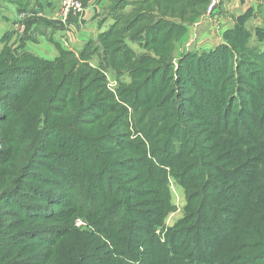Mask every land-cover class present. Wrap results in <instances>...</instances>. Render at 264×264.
<instances>
[{"label":"trees","instance_id":"trees-1","mask_svg":"<svg viewBox=\"0 0 264 264\" xmlns=\"http://www.w3.org/2000/svg\"><path fill=\"white\" fill-rule=\"evenodd\" d=\"M111 2L100 21L113 22L93 42L103 40L102 56L119 76L116 98L82 51L93 38L78 51L54 42V59L17 55L20 46L1 39L0 172L12 159L6 143L16 157L0 187V264H264V50L236 21L215 48L171 61L186 21L171 19L176 4L193 19L206 0ZM125 40L154 52L136 54ZM95 74L101 99L90 93ZM50 84V94L21 111L34 87ZM75 93L78 120L39 128L27 153L17 150L20 136L2 139L17 115L54 111L58 101L69 107ZM120 113L114 131L110 121L94 132L86 126ZM168 176L185 204L161 240L155 229L173 208ZM76 217L89 227H73Z\"/></svg>","mask_w":264,"mask_h":264},{"label":"rangeland","instance_id":"rangeland-1","mask_svg":"<svg viewBox=\"0 0 264 264\" xmlns=\"http://www.w3.org/2000/svg\"><path fill=\"white\" fill-rule=\"evenodd\" d=\"M19 1V0H18ZM21 1V0H20ZM101 2V6L96 5V6H91L92 8H94V15H96L97 17H99L100 19L103 18V16L108 12L107 8L108 6H111L112 2L111 0H98ZM59 2V6L61 3V0H57V3ZM93 1L92 0H82V4H83V11L79 12V13H71L65 20L61 21L64 24H66L68 21H66L68 18H70L73 15H77V14H81L83 13L88 4H91ZM211 2L212 0H206V2L201 3L196 5V8H202V12L195 16L193 19H189L190 17H193L191 11L188 9V11H183L181 10V6L180 4H176L175 6V16L173 18H171L172 20H179V21H185L184 26L181 28V30L179 31V33H177V35L175 36V38L172 39V53H170L169 56H167L166 59H170L171 61H175L179 56H181L183 53L185 52H193V53H200L201 51L204 50H210L215 48L217 45L223 43L224 39V34H225V29H222V27H217L214 26L215 29V33H214V39L213 40H209L205 37V32H204V26H198V21H195L196 19H198L200 16L205 15V14H209L211 15V13L215 10V8L217 7L216 5L211 6ZM57 6V4H56ZM59 6H58V10L56 12V17L59 19L60 18V14H59ZM134 5H127L125 7V13H127L128 11H130L133 8ZM186 7H189L186 6ZM91 9V8H90ZM182 9H186V8H182ZM32 12V9H19L18 12L16 13L15 16V20L12 23V28L10 31H8V33H4L2 36H0V50L2 49L5 41H1L2 37H7L8 38V45H11L12 47L14 46H20L18 47L17 50V55H20L22 52H28V53H32L35 54L37 56H39L36 52H34L33 50H30L27 45H25V42L27 39L25 40H20V37L23 36L21 35V30L20 27H16L17 25L20 26L19 24V19H20V14L26 13V17L23 19V21L21 22L22 25L24 23V21L26 20L27 16L29 13ZM2 13H6V11L0 12ZM249 15H247L246 17L244 16H237L236 21H240L243 28L248 30L249 34L251 35L249 37V44L253 47H256L259 50H264V29L263 28H255V29H248L246 24H248V21H246ZM98 21V31L95 33V35L92 37L93 39L89 41V43L83 47V52L86 55V57H88V60L90 59V64L92 65V67H94L95 69L97 68V70L99 71V74H101V76L105 77V81H106V86L105 89L114 97L116 98L118 96V90H120V86H119V76L116 75L115 71V67L114 66H110V58L105 57L104 55L102 56V50H101V44L103 47V40L99 39V42H93V40L96 38V36L99 34V32L106 30L108 28V26L113 22L111 18H107L105 20H103L102 22ZM62 20V19H61ZM110 20V21H109ZM109 21V22H108ZM106 22L107 25H105L104 29H101L102 24L104 25ZM124 21H120L118 24V28H116V31L119 32V30L121 29V27L123 26ZM68 26H63V29L65 30V32L68 35L71 34H75L76 35V39L77 36L79 35L78 33V27L73 25L72 26L67 23ZM220 26L222 24H219ZM252 25V24H251ZM249 25V27L251 26ZM230 29V28H228ZM100 30V31H99ZM176 30V29H175ZM174 30V32H175ZM227 30V29H226ZM170 32L168 31V34ZM123 34H120V36H122ZM128 35V34H125ZM254 35V37H253ZM258 35L259 37H261L260 39H258ZM219 37L220 41L218 43H216V39L215 37ZM119 36H112L110 38H106V42H108V44L110 43L109 41H112L114 39H117ZM241 35L238 34L237 38H240ZM97 39V38H96ZM239 40V39H238ZM95 41V40H94ZM126 41V40H125ZM21 43V45H17L19 43ZM127 42V41H126ZM235 42V50L239 53L238 55L242 58L248 59V56H246L243 47L242 42L239 40V42L237 40L234 39ZM128 43V42H127ZM130 43V44H129ZM128 45L129 47H131L133 50L136 51V54H143V53H153L154 51L148 49H143L141 48L139 45H137V43L134 42H129ZM216 43V44H215ZM209 44V45H208ZM111 47H116L114 44H111ZM119 45V44H118ZM83 46V45H82ZM205 47L208 46L207 48L203 49L201 47ZM80 49V48H79ZM79 49L75 50L78 51ZM95 50V51H94ZM59 55V51L56 49V53L55 56L53 58L47 57L49 59H54ZM60 56V55H59ZM22 57V55H21ZM43 57V56H40ZM104 57V58H102ZM23 58V57H22ZM46 58V57H43ZM158 60H161V58H157ZM81 61H84L82 59H80ZM251 60V59H250ZM98 63H101V67H96V65ZM149 67H153L156 65L153 64H149ZM114 67V68H113ZM122 71V70H120ZM240 72L242 73H246L245 71H243L242 69L240 70ZM96 75V74H95ZM122 79V77H121ZM123 81L125 82H129V77L124 76ZM101 80H100V76L96 75L94 76L91 81H90V86L92 88V91L90 92L91 94L94 95V97H96V99H101L102 97H104V93H101ZM52 92V86L50 84L49 85H45V86H36L34 87L23 99V103L25 105L22 104V110L23 112H28L30 110V108H32L34 106V104L36 103H40V101L44 98L45 95L50 94ZM101 96V97H99ZM60 97H63V92L61 93ZM68 98V96L65 97L64 100H66ZM39 101V102H38ZM54 107V111H50V107H48V109L46 111L40 112L38 114L35 115H31V116H16L15 119L13 121H11V123L8 125L7 129H5L3 131L2 134V139L4 140L5 137H11L13 134L18 135L21 137L22 140V144L20 146H18L17 150H25V152L27 153L29 151V145H32V149L34 147H36L37 143L36 140L37 138L34 137L36 132L38 131L39 128L44 127L49 125L51 122H54L55 125H67L69 123H74L76 122V120H78L79 115L76 114L78 112L79 107L81 108L83 105L79 103V96L77 93H75V101L69 106H63V103L61 104L60 101L55 102L52 104ZM78 106V108L76 107ZM76 107V108H75ZM121 113L114 116L111 119H100V120H96V121H92L91 124H87L86 126H93V132L95 130H98L100 128L99 125H96L98 123H103L104 122V126L107 124V122L110 121L109 125H112L113 128L111 129V131H114V127H115V120L119 119ZM96 125V126H94ZM91 128V127H90ZM6 143V142H5ZM12 146V152H11V156L12 159L14 157H16V152L14 149V146L12 143H6V149H9V147ZM109 157L111 159L116 158L117 157V153H113L111 151H109ZM12 159L10 160L9 163H11ZM8 163V164H9ZM8 164L4 167V171L0 172V187L1 186H6L7 183V176L8 173H10V171L12 170V167H8ZM19 175V171L18 173L15 175L14 179ZM38 175H36L37 177ZM33 177V178H36ZM168 180H169V188H170V192H171V203L173 205V208L170 209L167 214L164 217V220L162 222V224L160 226H158L155 229V233L158 235L159 239L163 240V235L164 233L167 231V228L172 226L179 218H181L182 214H183V206L185 204V194L184 191L182 190L181 187H179L172 179L171 176H168ZM73 227H75L76 229H83V228H88L89 225L87 224L86 220L83 219V217H76L74 219L73 222ZM72 242L69 240L65 243V247L69 248L71 246Z\"/></svg>","mask_w":264,"mask_h":264},{"label":"crops","instance_id":"crops-1","mask_svg":"<svg viewBox=\"0 0 264 264\" xmlns=\"http://www.w3.org/2000/svg\"><path fill=\"white\" fill-rule=\"evenodd\" d=\"M92 1L83 13L73 15L66 20L71 26L73 24L78 27L79 35L76 39L75 34L69 35L68 38L63 29V26H68L67 23L64 24L61 22L63 20L56 17L59 6L57 0H0V12L6 11V13H0V36L11 30L19 9H32V12L28 14L23 23L21 31V35L28 36L25 45L30 50H33L39 56L53 58L57 49L54 42H59L62 46L75 51L98 31L100 18L94 15V8L91 6H101V2L98 0ZM247 15H249L246 20L248 21V24H246L248 29H264V0H218L217 7L211 15H202L195 21H198V26L205 27L203 30L209 41L214 39V26L226 30L235 25L236 20L239 19L236 18L237 16L246 17ZM108 22L102 24L101 29H104ZM249 25L251 26L249 27ZM215 39L216 43L220 41L217 36ZM258 39H260L259 35ZM207 47L203 46L201 48L205 49Z\"/></svg>","mask_w":264,"mask_h":264},{"label":"built area","instance_id":"built-area-1","mask_svg":"<svg viewBox=\"0 0 264 264\" xmlns=\"http://www.w3.org/2000/svg\"><path fill=\"white\" fill-rule=\"evenodd\" d=\"M218 3V0H212L211 6L216 5ZM83 11V4L82 0H61L60 6H59V14L60 18L62 20H65L71 13H79ZM19 24L20 29H22V21L26 17V13L20 14ZM22 31V30H21Z\"/></svg>","mask_w":264,"mask_h":264}]
</instances>
